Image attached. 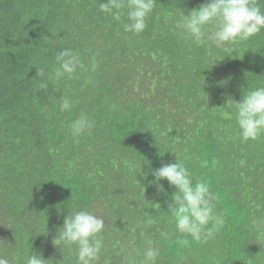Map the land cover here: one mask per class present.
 <instances>
[{
    "label": "trees",
    "instance_id": "16d2710c",
    "mask_svg": "<svg viewBox=\"0 0 264 264\" xmlns=\"http://www.w3.org/2000/svg\"><path fill=\"white\" fill-rule=\"evenodd\" d=\"M174 1L186 0H156L136 35L123 30L126 15L118 22L100 10L107 0H0V231L11 236L4 242L0 233V258L23 264L34 251L47 264H76L75 245L57 235L71 211L85 210L105 222L98 264L136 261L149 246L158 250L155 264H188L185 235L168 209L177 189L152 175L178 157L215 196L220 224L209 241L225 235L235 256L224 264L253 256L252 264L264 263V240L251 224L255 212L264 219V137L239 138L227 89L219 92L215 78L257 68L249 65L264 61V30L241 42L243 51L201 49L177 29L168 36L154 18ZM64 49L84 68L56 80ZM245 80L240 96L255 88ZM63 98L70 111L60 110ZM82 113L94 127L74 137L69 125ZM148 218L155 223L147 226ZM188 241L191 253L201 245Z\"/></svg>",
    "mask_w": 264,
    "mask_h": 264
},
{
    "label": "clouds",
    "instance_id": "9594fccd",
    "mask_svg": "<svg viewBox=\"0 0 264 264\" xmlns=\"http://www.w3.org/2000/svg\"><path fill=\"white\" fill-rule=\"evenodd\" d=\"M174 3L177 4L176 7L165 4L154 18H157V22L168 32V36L174 31H182L189 43L199 42L201 49L203 44L211 43L212 47L234 45V51H243L245 45L241 42H247L264 30V0H206L198 7L194 0L192 4L188 0L174 1ZM155 4L156 0H107L100 4V10L110 14L118 22L121 21L122 15H126V21L122 25L123 30L139 35L145 30L146 20L153 12ZM122 9H126V13H122ZM56 60L58 63L54 69L56 80L71 78L77 72L78 67L84 68V65L78 62V54L70 49L59 51ZM258 62L260 64L249 65L257 68L235 73L230 70L223 81H220L227 89V96L231 102L228 109L234 111L235 119L231 123H237L239 138L245 142L256 140L261 133H264V86H261L264 85V69H259L264 68V61ZM37 72L43 74L42 69H38ZM247 76L248 79L258 76L259 79L252 81L261 85H254L255 88L240 96L236 87L247 83L248 80H245ZM216 88L219 92L224 89L219 85ZM71 108L70 100L63 98L60 110L70 111ZM93 127L94 121L83 113L72 120L69 125L74 137L84 134ZM15 157L16 154L8 157L5 166L9 165L8 161ZM243 163L242 160L241 164ZM201 166H204L203 162ZM152 175L156 178L157 184L166 179L171 186L177 189L173 194L172 203L168 205L177 231L190 236L196 242H207L213 238L218 230L220 219L215 212V196L208 182L205 180L193 182L191 173L178 157L177 162L163 164L160 168L154 169ZM133 187L129 185L128 189ZM161 189H163L162 186ZM145 223L151 226L155 221L148 218ZM251 224L257 230V238L264 240V219H253ZM104 227V220L92 212L76 210L71 211L64 219L57 236L59 241L67 246L76 245V264H95L99 260L103 247L100 234ZM161 235L166 237L167 233L162 232ZM9 236L7 232L4 242L8 241ZM56 241L57 237L54 239L57 245ZM181 242L187 245L189 241L185 238ZM148 243L151 245L152 242ZM157 256L156 248L147 247L143 252L142 264H155ZM48 260L44 259L41 253L33 251L32 254H26L23 257V264H47ZM0 264H9V261L0 258ZM105 264H110V262L105 261ZM126 264H136V261L129 256L126 257Z\"/></svg>",
    "mask_w": 264,
    "mask_h": 264
},
{
    "label": "rangeland",
    "instance_id": "374dc122",
    "mask_svg": "<svg viewBox=\"0 0 264 264\" xmlns=\"http://www.w3.org/2000/svg\"><path fill=\"white\" fill-rule=\"evenodd\" d=\"M203 75L207 78L209 76V78H210V73H203ZM215 78H216V84H218L220 87L224 88L223 87L224 84L220 83V81H223V78L221 76H218V75H216ZM249 78L251 80L259 79L258 76H252ZM253 85H261V84H257V83L255 84L254 83ZM261 86H264V85H261ZM235 102H237V101H235ZM233 105H234V103H233ZM233 108H234V106H233ZM261 135H262V137H264V133H261ZM258 138H260V136ZM245 204H246V206H252V204L246 203V201H245ZM255 213H256L255 218L260 219L261 214H259V212H255ZM0 220H1V218H0ZM246 225H248V223ZM254 230H256V228H254ZM0 232H1L3 240H5V233L3 232V230ZM189 237L190 236H184V239L185 238L188 239ZM217 238L220 239V242H213L212 244L209 240L207 242H201V245L193 253H191L190 249H187V247H189V245H193V244L188 243L187 245H184L181 242L180 246L183 249L182 256L185 258V260L188 264H224L225 260H228L229 263H231V261L233 260V258H235V256L231 252L227 251L228 247L226 245V242L229 241V238L225 237V235L224 236H218ZM194 242L196 243V241H194ZM211 245H213V250H210ZM135 246L137 249H139V247H141V246L143 247V245H141L138 240L135 241ZM223 248H224V250H223ZM75 249H76V245H75ZM245 250L247 252L249 250V247L247 246L245 248ZM240 251L243 252L244 247L241 248ZM228 253H230V254H228ZM199 255H205L206 257L200 258ZM141 257H143V256L138 255L136 258V262L139 261ZM254 258H255V256H253V258L249 259V264H252V262H253L252 260H254ZM9 264H12V261H9ZM95 264H98V261H96ZM262 264H264V263H262Z\"/></svg>",
    "mask_w": 264,
    "mask_h": 264
}]
</instances>
